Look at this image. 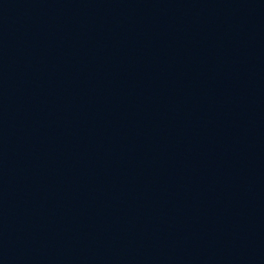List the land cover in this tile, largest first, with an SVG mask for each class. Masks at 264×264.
<instances>
[{
	"label": "water",
	"instance_id": "1",
	"mask_svg": "<svg viewBox=\"0 0 264 264\" xmlns=\"http://www.w3.org/2000/svg\"><path fill=\"white\" fill-rule=\"evenodd\" d=\"M243 0H0V264H221Z\"/></svg>",
	"mask_w": 264,
	"mask_h": 264
}]
</instances>
